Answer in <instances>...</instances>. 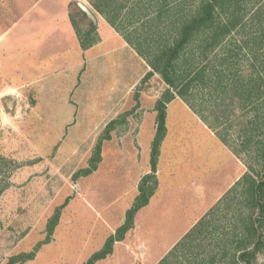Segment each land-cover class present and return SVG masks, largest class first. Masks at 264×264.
Instances as JSON below:
<instances>
[{"label":"rangeland","instance_id":"374dc122","mask_svg":"<svg viewBox=\"0 0 264 264\" xmlns=\"http://www.w3.org/2000/svg\"><path fill=\"white\" fill-rule=\"evenodd\" d=\"M35 1L0 0V32L13 35L24 24L30 30L46 25L56 7L41 0L31 8ZM78 2L94 10L88 0L70 3L69 13L85 28ZM94 16L98 28L104 18ZM29 41H37L30 57L45 60L46 53L38 51L41 40ZM123 42L119 34L106 36L79 69L70 67L50 79L66 76L58 88L63 94L50 95L65 102L55 111L41 110L40 96L29 87L0 89V264L30 251L33 258L21 264H83L123 222L137 194V174L149 163L150 114L167 87L157 73L144 79L150 67L129 45L119 46ZM19 74L30 81L35 72ZM179 102L171 103L165 118L159 199L136 212L133 227L99 264H156L245 170L241 159ZM124 112H129L124 122L102 142V164L88 175H75L88 165L106 124ZM258 264H264V254Z\"/></svg>","mask_w":264,"mask_h":264},{"label":"trees","instance_id":"16d2710c","mask_svg":"<svg viewBox=\"0 0 264 264\" xmlns=\"http://www.w3.org/2000/svg\"><path fill=\"white\" fill-rule=\"evenodd\" d=\"M88 2L150 67L144 79L157 73L167 87L154 106L149 172L140 178L123 222L83 264H96L111 254L153 195L166 104L175 97L241 159L245 170L156 264H258L264 254V0ZM75 6L87 26L81 28L72 13L69 19L80 48L87 49L99 40L96 23ZM128 114L106 124L88 165L75 175L97 169L103 140L110 139ZM33 256L34 251L23 252L11 256L7 264H21Z\"/></svg>","mask_w":264,"mask_h":264},{"label":"crops","instance_id":"0c3cea01","mask_svg":"<svg viewBox=\"0 0 264 264\" xmlns=\"http://www.w3.org/2000/svg\"><path fill=\"white\" fill-rule=\"evenodd\" d=\"M40 1L41 0H36L31 5V8L35 7V5H38ZM50 1L53 3V6L56 7V9L54 10L53 13L51 12L52 15L49 18L46 25H43V27L39 26L38 30L42 28L41 30L39 31L32 30V29L30 30V25L24 24L22 26L23 29L19 30L18 32L14 31L13 35H10L9 33L6 34L7 30L0 32V80H1L0 89L3 90L4 88L7 87V88L15 89V90H21L23 88L29 87L32 89L31 91L33 92V94L40 96L41 98L40 103H39L40 109L44 111H55L59 109L60 105L65 103L63 100L58 102L56 98L50 97V95L63 94V92H59V89L64 87L62 81H63V78L66 76L60 75V76H63V77H59L61 79H55V80H50V79L53 77H56L57 75L55 74H57V72L65 73L67 70H70L69 69L70 67L72 68L76 67L79 69L83 63L87 62L88 53H90L92 49H95L96 47H98V44L99 45L103 44L104 38L106 36L107 37L109 36L111 38V36L116 37L117 34H119L105 20L104 22H101L100 20H98L97 34H98L99 40L95 44H93L91 47L87 49H81L79 46V40L77 38L76 32L69 19V9L68 8L70 6V3L73 0H50ZM16 24H17L16 21L13 22L14 27H16L15 26ZM29 31H33V32L29 33ZM120 37L124 42L123 44L119 46L122 47L123 45L124 47H126V45L128 44L125 42V40L122 38L121 35ZM74 38H76L75 41H74ZM29 39H31V41L32 40L36 41L38 39L41 40V48L38 51H40V53L42 51V54L46 53L47 58L45 60L42 57H37V58L30 57V54H31L30 50L32 48L30 46H35V43L37 41L33 43V42H30ZM69 41H72V43ZM47 44L49 47L47 49H44L47 46ZM23 51L27 54V56H29L28 58H26V56L25 58L23 56H20L23 54L22 53ZM26 60L28 61L27 64H26ZM21 71H34L35 75L32 76L33 79H31L30 81H25L26 78L24 79L20 77L19 73ZM38 71L39 73H36ZM68 78H71V76H68ZM33 81H35V83H31ZM55 90H57L58 92L56 93ZM23 91H26V90L24 89ZM66 91L68 94L74 93V89H72L71 87H69ZM125 95H126V91L124 92L123 97ZM177 99L180 101L179 103H181L182 106L186 110H188L190 113H192L193 115L197 117V115L193 113L191 109L178 97H175L173 100H171L170 102L166 104V114H168L169 106L171 105V103L175 102ZM118 100L121 103L122 95H120V98ZM30 102L31 104H33L32 99L30 100ZM115 109L116 107L112 108L111 110H115ZM150 115L152 116V118H154L153 119V129H152V132L154 135V132H155V111L154 109ZM197 119L204 125V127L208 129V131H210L211 134H214L198 117ZM153 135H152V138H153ZM152 138L150 139V142ZM165 139H166V132L160 144L159 155H158L157 165H156L155 175L157 178V187L153 195L149 198L148 203L142 208L151 206L153 203H155L157 199H159L158 193L161 189L160 162H161L162 145ZM219 142L222 145H224L220 140ZM231 154L233 155V153ZM233 156L235 159L238 158L235 155ZM104 159L105 158H104V152H103V154L101 153V161L98 163L97 166L101 165ZM149 169H150V165L148 163V165L144 167V169H142L137 174V177L135 179V182L137 184L140 178L144 174L149 172ZM241 174L242 173H239L236 179ZM202 214L203 213H200L199 215H197V217L191 222V225H193L195 221L199 217L202 216ZM185 232L186 230L184 231V233ZM118 242H122V241H116V243ZM104 259H108V256H106ZM99 262L100 260H98L96 264H99Z\"/></svg>","mask_w":264,"mask_h":264},{"label":"water","instance_id":"95a60500","mask_svg":"<svg viewBox=\"0 0 264 264\" xmlns=\"http://www.w3.org/2000/svg\"><path fill=\"white\" fill-rule=\"evenodd\" d=\"M77 4L79 8L86 14V16L95 23L96 19H95L94 14L91 12V10H89V8H87L85 5H83L80 2H78Z\"/></svg>","mask_w":264,"mask_h":264}]
</instances>
